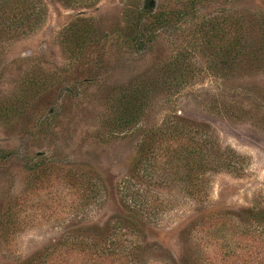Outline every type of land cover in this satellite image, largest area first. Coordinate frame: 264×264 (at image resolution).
I'll return each instance as SVG.
<instances>
[{
	"label": "rangeland",
	"instance_id": "1",
	"mask_svg": "<svg viewBox=\"0 0 264 264\" xmlns=\"http://www.w3.org/2000/svg\"><path fill=\"white\" fill-rule=\"evenodd\" d=\"M43 1L47 16L33 32L16 36L0 27V264H28L44 248L54 254L50 264H130L121 256L96 259L73 244L112 239L116 218L129 216L118 186L135 171L144 132L176 116L207 126L217 152L238 165L209 172L198 194L195 163H186L184 152L173 158L179 146L165 147L155 171H136L145 181L134 188L152 205L140 218L145 236L128 239L141 247L139 262L263 264L261 244L239 233L238 223L245 211L264 209V71L216 73L198 28L228 14L259 17L264 0H210L196 8L197 17L160 28L147 10L173 12L192 0ZM140 12L141 39L130 46ZM82 20L93 25L95 41L69 45L65 35ZM180 61L185 75L167 77ZM149 82L155 88L142 121L112 131L118 97ZM85 176L101 193L103 185L104 195L88 199ZM222 212L237 217L216 236L222 226L209 220ZM228 246L236 255L225 253Z\"/></svg>",
	"mask_w": 264,
	"mask_h": 264
},
{
	"label": "trees",
	"instance_id": "2",
	"mask_svg": "<svg viewBox=\"0 0 264 264\" xmlns=\"http://www.w3.org/2000/svg\"><path fill=\"white\" fill-rule=\"evenodd\" d=\"M65 5H76L86 0H59ZM210 0H192L187 7L174 10L173 12H165L163 9L153 12L147 10L145 13L150 16L152 24L157 28L173 27V25L184 23L197 15L193 14L197 7L202 6ZM259 17L247 16L237 17L236 14H228L222 19L214 18L207 20L205 24L199 26L198 34L203 40L202 44L208 49L213 56V69L216 73H226L227 75L236 72L239 74L250 73L251 71H264V12L260 13ZM47 16V7L43 0H0V27L6 33L14 35H26L33 32L40 26ZM146 16L143 12L137 13L134 29L130 30V35L127 36V43L130 46L135 45L140 41V25ZM197 17V16H196ZM93 25L85 21H81L79 25L73 24L69 28V36L65 35V41L69 45L75 47H84L95 41L92 36ZM186 63L175 62L169 65L166 70L167 77L181 78L188 71ZM165 75V76H166ZM153 83L133 86L123 92L115 103L113 115L108 121V125L112 131H127L134 129L144 118L149 108V95L152 93ZM167 89H173L172 84L164 86ZM169 87V88H168ZM211 133L207 126L198 124L183 117L176 116L172 122L163 123L156 130H147L144 132L143 140L141 141L137 153V158L134 161L133 169L130 175L126 177L118 186L121 201L125 203V212L128 217L118 216L114 224V234L112 239L103 246L88 244L84 240H77L73 245L82 248L86 252L92 254L99 259L113 258L117 260L118 256L123 257L130 264H141L138 259V254L141 252V247L134 244L130 246L129 238H141L145 236L143 225L140 222L147 217L148 213L144 214V210L149 208V198L140 189H135L136 180L139 182L145 181L144 171L156 170L160 166V157L168 148L167 146H179L178 154L173 158L179 159V154L184 152L186 163H195V168L190 169L194 174V184L197 194L201 192L200 186L203 185L204 178L212 171H235L237 163L232 159L219 154L216 150L215 143H211ZM208 150L213 151V157L209 159L205 153ZM143 171V176H140L136 171ZM88 199H93L96 194L101 193L99 183H93L88 176L83 177ZM98 180V179H96ZM202 183V184H201ZM104 186L102 185V193ZM104 195V194H103ZM147 211V210H146ZM244 219L238 223V231L241 234L249 236L258 241L262 248L259 251V258L264 259V209L251 208L244 212ZM237 217L233 213L222 212L215 213L210 217V222L214 223L220 229L218 233L226 228V219ZM241 218V217H240ZM10 220L5 223L4 228L8 227ZM225 239L222 235L219 240ZM215 239V241H219ZM126 242V244H125ZM225 243V242H224ZM129 244V245H128ZM235 248H225V253H233L236 255ZM54 254L51 249L44 248L41 255L37 258L30 259L28 264H50ZM129 259H131L129 261ZM143 264V262H142ZM262 264V263H261ZM264 264V261H263Z\"/></svg>",
	"mask_w": 264,
	"mask_h": 264
}]
</instances>
